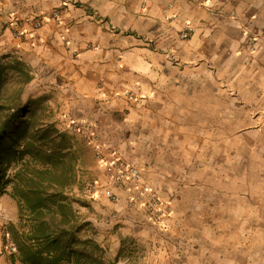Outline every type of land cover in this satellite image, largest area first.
<instances>
[{"label": "crops", "instance_id": "crops-1", "mask_svg": "<svg viewBox=\"0 0 264 264\" xmlns=\"http://www.w3.org/2000/svg\"><path fill=\"white\" fill-rule=\"evenodd\" d=\"M11 58L32 76L24 102L40 98L61 130L121 153L165 200L156 185L171 180L144 161L166 160L150 155L166 153L157 137L174 134L169 149L182 152L187 137L223 136L234 150L235 136L257 123L264 143V0H0V62ZM114 191L115 201L102 190L95 200L102 245L117 253L129 235L147 245L149 264H166L173 212L153 225ZM13 201L0 196V264H18L4 239Z\"/></svg>", "mask_w": 264, "mask_h": 264}, {"label": "rangeland", "instance_id": "rangeland-1", "mask_svg": "<svg viewBox=\"0 0 264 264\" xmlns=\"http://www.w3.org/2000/svg\"><path fill=\"white\" fill-rule=\"evenodd\" d=\"M12 61V58L5 60L10 64ZM23 103L24 121L29 119L33 126L43 129L52 125L68 134L66 143L71 149L67 150L69 154L65 159L71 160L74 172L66 192L86 201L88 206L76 207L98 225L97 198H91L87 190L92 180L103 181L98 176L100 164L94 147L95 143L100 144L97 137L61 130L40 98L23 100ZM258 131L255 123L252 135L235 136L234 150L227 149L223 136L187 137V149L182 152L169 149L177 141L174 134L157 137L166 140V153L151 152L150 155L165 154L166 160L144 156V161L146 165L157 166L166 174V180H171V183L156 185L166 194V203L173 212L172 228L167 230L166 225V264H264V143L260 145ZM111 150L114 149L105 153ZM4 196L12 199L8 193ZM14 209L13 204L4 215L7 225L17 222V217L10 220ZM11 212L13 214L8 216ZM96 238L100 242L98 234ZM119 238H126L127 249L120 264H128L129 258L133 264H149L148 247L144 242L129 235ZM4 239L13 249L6 233ZM104 247L110 257L116 256L117 253Z\"/></svg>", "mask_w": 264, "mask_h": 264}, {"label": "trees", "instance_id": "trees-1", "mask_svg": "<svg viewBox=\"0 0 264 264\" xmlns=\"http://www.w3.org/2000/svg\"><path fill=\"white\" fill-rule=\"evenodd\" d=\"M31 77L17 58L12 64L0 62V196L10 194L17 205V222L6 230L12 262L120 264L126 238L110 257L94 224L76 207L88 206L86 201L66 192L74 172L65 159L71 149L68 134L52 125L37 128L21 116L22 94Z\"/></svg>", "mask_w": 264, "mask_h": 264}, {"label": "built area", "instance_id": "built-area-1", "mask_svg": "<svg viewBox=\"0 0 264 264\" xmlns=\"http://www.w3.org/2000/svg\"><path fill=\"white\" fill-rule=\"evenodd\" d=\"M58 15L59 13L56 11L53 17L57 18ZM166 19H170V17L166 16ZM33 26L38 28L40 23L35 22ZM191 31V24L186 22L179 37L187 39ZM76 129L78 130L77 126ZM94 147L99 164L105 171L106 183L103 184L98 179L92 180L87 188L91 198L96 199L102 190L109 200L115 201L118 196L114 190L117 189L127 194L129 205L143 211L148 222L165 227L166 217L171 213V209L158 190L145 182L141 168L125 160L115 150L106 154L100 144L95 143Z\"/></svg>", "mask_w": 264, "mask_h": 264}]
</instances>
